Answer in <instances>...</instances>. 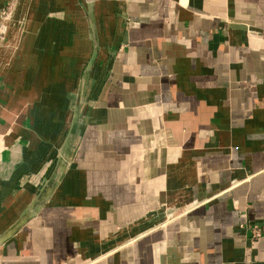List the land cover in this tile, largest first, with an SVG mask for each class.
Listing matches in <instances>:
<instances>
[{"label":"crops","instance_id":"1","mask_svg":"<svg viewBox=\"0 0 264 264\" xmlns=\"http://www.w3.org/2000/svg\"><path fill=\"white\" fill-rule=\"evenodd\" d=\"M3 19L0 264H264V0Z\"/></svg>","mask_w":264,"mask_h":264},{"label":"built area","instance_id":"2","mask_svg":"<svg viewBox=\"0 0 264 264\" xmlns=\"http://www.w3.org/2000/svg\"><path fill=\"white\" fill-rule=\"evenodd\" d=\"M239 227L247 228L250 233V238L253 240L260 236V229L255 223H250L246 226H244L243 224H239Z\"/></svg>","mask_w":264,"mask_h":264},{"label":"water","instance_id":"3","mask_svg":"<svg viewBox=\"0 0 264 264\" xmlns=\"http://www.w3.org/2000/svg\"><path fill=\"white\" fill-rule=\"evenodd\" d=\"M22 222V220H19L15 225H13L9 230H7L6 232H4L1 236H0V240L5 238L6 236H8L9 234H11L12 232H14V230L19 226V224Z\"/></svg>","mask_w":264,"mask_h":264},{"label":"rangeland","instance_id":"4","mask_svg":"<svg viewBox=\"0 0 264 264\" xmlns=\"http://www.w3.org/2000/svg\"><path fill=\"white\" fill-rule=\"evenodd\" d=\"M9 24L6 22V19L0 21V37H3L5 34V28ZM10 25V24H9Z\"/></svg>","mask_w":264,"mask_h":264}]
</instances>
